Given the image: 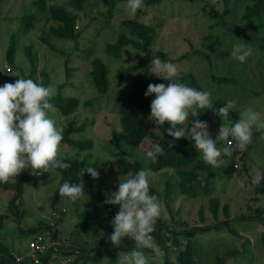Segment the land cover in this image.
<instances>
[{"label": "rangeland", "instance_id": "374dc122", "mask_svg": "<svg viewBox=\"0 0 264 264\" xmlns=\"http://www.w3.org/2000/svg\"><path fill=\"white\" fill-rule=\"evenodd\" d=\"M97 2L87 3L83 10L78 11L74 29L80 31V35L75 40H60L48 35L50 21L45 22L43 15L38 16L33 27L27 32H20L21 16L27 12L37 13L36 8L30 0L2 2L0 85L28 76L41 83L45 74L48 78L47 86H51L53 94L60 92L64 96L77 97L79 104L72 114H60L54 107L49 115L60 129H63L69 120H75L77 124L85 121L84 131L73 134V137L89 138L93 145L91 149L79 150L68 144H60L58 155L86 158L102 168L98 179L86 183L85 195L81 197L80 204L60 199L55 205L56 214L53 212L51 202L53 192L59 184V174L54 168H50L45 174H34L28 170L20 197L12 200L14 205H20H17V213L10 215L9 218L14 219L6 221L0 229V240L10 248L12 254L21 258L30 257L28 243L37 235L44 237L47 248L54 244L48 228L39 229L38 226L39 224L54 226L58 216L61 221L56 225L58 229L56 247L64 245L68 249L81 247L84 253L91 254L95 244L93 234L79 226L80 215L89 207L86 203L89 183L111 187L108 192L115 191L120 179L114 174L117 163L115 153L119 149H122L129 159H138L144 166L148 163L145 152L150 141L141 147H133L124 139L117 121L116 99L127 88L132 76L144 72L152 75L148 72L151 61L146 69L131 72L127 77L118 79L116 73L120 67L137 61L144 54L131 45L124 46L119 57L110 56L105 50V43L115 41L119 32L127 33L121 24L124 18L136 17L146 24L153 25L155 30L151 45L153 58L159 57L156 56L157 53L162 52L165 55L164 59L159 57L162 60L175 63L178 70L194 72L201 82L202 90L210 91L214 104L223 106L229 100L235 101L228 114L230 119L233 121L239 119L243 108L249 106L259 111L261 118L264 119V48L250 39L263 38L264 19L259 17L245 23L240 22L242 3L239 0H227L230 13L226 14H223L224 0H161L155 4H147L144 0L143 6L134 15L127 11L125 2H120L113 7L111 17H105L103 14L106 10L103 1ZM55 3L72 9L66 0H56ZM212 10L216 12V16L212 15L213 12H210ZM220 18H223V21L217 22ZM227 26L233 29L232 32ZM12 35L15 37L14 65L9 64L5 57ZM44 36H48L46 42L42 39ZM242 40L250 44L253 53L245 62L240 63L231 57V49L234 44L242 43ZM27 48L30 55H27L25 50ZM195 49L208 53L209 58L191 54ZM186 53L188 56H184ZM95 56L101 58L108 68L109 86L104 94H99L94 88L89 74L90 60ZM211 72L217 75H233L236 81L220 84L212 80ZM59 85L62 87L59 88ZM191 120L192 117H189V121ZM205 122L213 139L218 135L221 124L227 123L214 111L207 114ZM149 126L159 136L167 135L164 132L168 127L167 123L157 126L151 121ZM113 133L117 136L119 144L116 143ZM216 142L217 147H225V140L217 137ZM242 153L252 178L264 172V136L254 129L252 143L246 150L235 155L233 172H228L229 158L222 157L224 163L214 167L211 180L207 183L211 187L207 194L188 197L177 193L174 188L170 196L161 202L160 218L169 225L174 224L175 220L177 223L184 222L190 228L207 227L215 220L217 222L226 219L224 206L227 207L229 217L235 219L231 221V226L238 230L240 236L233 235L226 227L204 229L196 234L195 243L200 264H212L215 254H222L232 248L240 249L243 242H246L249 253L239 252L236 257H229L228 264H264V244L257 239L259 232L263 230L259 225L261 223L256 219L236 220L241 215H255L256 209H264V195L257 193L248 182V174L239 170ZM172 174L171 169L152 172L150 184L162 190ZM9 180L13 181V178ZM175 180L176 178L172 177L169 182L172 184ZM261 182H264V179ZM13 193V189H0V213L8 211ZM211 197L217 198L219 203L216 218L210 210ZM201 208L203 220L199 214ZM93 219L96 221L98 217H89L88 223L95 226L96 222H92ZM102 223L106 226L108 220L105 218ZM151 235L154 237L153 233ZM181 238L183 242L186 241L182 234ZM128 243L134 244L130 239ZM104 250L103 258L94 264H117L121 253L119 252L116 261L112 262L108 244L104 245ZM147 255L151 257L150 264H161L162 257L154 256L151 251L147 252ZM71 259L69 260L62 252L53 251L47 264H71ZM89 263L90 260L86 264ZM5 264H12L11 258H8Z\"/></svg>", "mask_w": 264, "mask_h": 264}, {"label": "trees", "instance_id": "16d2710c", "mask_svg": "<svg viewBox=\"0 0 264 264\" xmlns=\"http://www.w3.org/2000/svg\"><path fill=\"white\" fill-rule=\"evenodd\" d=\"M33 6L36 8V12H27L21 16V22L19 25L20 32H27L30 28L33 27L35 21L38 19L39 15H43L45 22L50 21L48 26V35H52L56 39L60 40H75L79 35L80 31H75L74 26L77 20L78 11L84 9L85 4L91 3L97 4L98 0H66L67 5L72 9H68L66 5L55 3L56 0H30ZM106 6L105 12L103 14L105 17H111V12L113 7L120 3L126 2V0H102ZM161 0H146L147 4H155ZM3 0H0V21H1V6ZM227 0H224V10L223 14L230 13L227 7ZM242 3V12L239 16V21L242 23L248 22L254 18L262 17L264 19V0H239ZM212 15L216 16V12L213 10ZM223 21V18H220L217 22ZM263 22V21H262ZM264 23V22H263ZM121 24L127 30V33L119 32L117 38L113 42L105 43L106 52L113 57H119L121 55V50L124 46L131 45L137 50L141 51L144 56L139 58L137 61L122 66L118 69L116 77L122 79L127 77L131 72H136L140 69H146L147 64L153 59V54L151 51V45L154 39V26L151 24H146L136 17L133 18H124L121 21ZM231 30L232 28L228 27ZM48 36L42 37L46 42ZM250 36L248 37V39ZM14 35H12L10 42L6 49V60L9 64L14 65V52H15V43ZM253 42L257 43L259 47L264 48V33L263 38L256 39L250 38ZM27 55H30L29 49H25ZM190 54V53H189ZM191 54L202 55L205 58H209V54L201 50L195 49ZM156 56L165 58L164 53L158 52ZM184 56H188L186 53ZM31 57V56H30ZM32 60V58H31ZM179 71V78L181 82L187 83L189 86L195 87L202 90V85L197 77V75L192 71ZM89 74L92 79L94 88L99 92V94H104L109 86L108 81V68L104 61L99 57H92L90 60V70ZM212 80L220 83L227 84L229 82H235L236 77L233 75H217L211 72ZM26 78L33 79L34 82L39 83L34 77L28 76ZM48 78L44 74V78L41 81V84L47 86ZM156 83H165L168 81L163 78L148 75L147 72L142 74H136L130 78L128 81L127 88L117 97V121L120 125L121 131L123 133L124 139L129 142L133 147L142 146L149 142L147 149L149 150L152 143H159L164 148V153L157 158L155 162L148 159L146 166L138 159H129L126 153L119 149L115 155L117 157L116 167L114 169V174H116L120 179H124L128 174H134L141 168H150L152 172L164 171L171 169L173 174L169 179L166 180L165 187L162 190L157 189L152 184L149 185L150 194H156L160 202H164L172 192L174 188L177 190V193L186 195L188 197H196L198 194L205 193L207 194L210 191V186L207 183L211 180L212 172L214 166L206 163L200 152L195 148L194 142L188 138H180L173 140L172 137L159 136L152 128H150L149 123L151 120L149 117L150 112V103L152 96L145 97L144 92L147 89L148 84ZM62 85H59L61 88ZM154 95V94H153ZM50 102L54 105L57 111L60 114L68 115L72 114L78 107L79 101L75 96H64L60 92L53 94L50 98ZM214 108L221 107L213 103ZM202 111L198 118L205 121L207 114L213 112L212 109H201ZM195 119V118H192ZM165 122L164 125H166ZM86 122L83 121L79 124L75 120H69L65 127L62 129L63 139L60 144H68L79 150L91 149L93 141L89 138H74L73 134L84 131ZM169 126V125H168ZM115 133H113L114 135ZM264 136V135H263ZM115 141L119 144L118 138L114 135ZM212 138V137H211ZM171 142V144L169 143ZM225 146H227L225 142ZM234 148V146H231ZM236 150L232 151L230 155H223L222 157L230 159V166L228 172L234 171L235 164V155ZM67 164V168H54L59 174V184L53 192L52 196V208L54 209V214L57 213L56 203L60 199H67L75 204H80V198L73 201L61 194H59L58 189L65 181L70 183H76L81 181L85 185L89 180H94L88 173H83L88 166L96 167L98 174L102 169L101 166L96 165L95 163L89 162L86 158H69V157H60ZM242 164L240 171H244L248 174V182L253 186L254 190L264 195V182L259 184L252 183V176L248 173L247 163L243 160V153L241 155ZM50 169V168H49ZM28 170H23L18 174L17 177H13V181H7L5 183H0V189L7 190L13 189L14 193L11 198V203L8 207V211L0 213V229L3 227L6 221L13 220L9 218L10 215H15L17 213V205L13 203V199L20 197L22 193V184L26 180ZM47 172H43L45 174ZM83 173V174H82ZM175 177L176 180L174 183H170L171 178ZM111 188V187H110ZM108 187H103L101 184L89 183L87 187V201L86 203L89 207H86L83 213L80 215L81 221L79 226L83 229L89 230L93 234L95 241L94 249L91 254L84 253L81 250V247L68 249L65 245L62 247H56L55 242L57 241L58 229L56 227L57 223L61 221V218L58 216L55 221L54 226L50 225H40L41 227L48 228L51 233V238L54 241V244L50 245L45 251L37 252L39 258L38 264H47L48 259L53 251L62 252L67 255L69 260L71 259V264H77L82 262L86 264L90 260L89 264H94L95 262L100 261L104 255V245H109V251H111V261H116L119 252L122 253L125 250H130L134 244H129L127 237L123 238L120 246L113 247L110 243L108 237L109 234L113 231L111 220L113 216L117 213V205H107L102 202L105 199L106 193L110 190ZM210 210L213 213L214 218L217 217L218 209V199L211 197L209 199ZM20 206V205H19ZM226 219L223 221H217L207 227H187L184 222L177 223L174 220V224H167L161 220L159 217L154 225L155 229L153 231L154 239L160 245L163 256L161 259V264H200L198 248L195 243V236L198 232H202L204 229L212 230L219 229V227H226L233 235L240 236L238 230L231 226V221L235 220L229 217L227 207L223 208ZM63 211V210H62ZM255 215H241L240 218L236 220H258L259 225L263 227V230L259 232L257 239L261 244H264V209H256ZM201 219L203 220V210H199ZM97 216L98 220H92L96 222V225H91L88 223L89 217ZM101 217V218H100ZM108 220V225L104 226L102 223L103 219ZM177 223V224H176ZM24 231H31V229H23ZM181 234L185 237V242L182 241ZM38 236V235H37ZM36 237V236H35ZM33 237V238H35ZM169 241V242H167ZM148 250L147 252H149ZM239 252L244 254L249 253L246 242L241 243L240 249L232 248L222 254H215L213 257L212 264H228V258L231 256L236 257ZM11 258L12 264H34L29 257H23L20 260H16V255L12 254L10 248L0 240V264H5V261Z\"/></svg>", "mask_w": 264, "mask_h": 264}, {"label": "clouds", "instance_id": "9594fccd", "mask_svg": "<svg viewBox=\"0 0 264 264\" xmlns=\"http://www.w3.org/2000/svg\"><path fill=\"white\" fill-rule=\"evenodd\" d=\"M143 4L144 0H126L125 8L134 15ZM252 53V47L244 41L234 44L231 49V57L240 63L245 62ZM148 72L168 81L167 84H148L144 96L153 97L148 118L157 126L167 122L169 126L164 132L173 140L191 139L206 163L218 167L224 163L223 155H230L237 149L246 150L252 143L254 129L264 135V119L259 111L245 107L239 114L240 118L233 121L228 114L235 101L229 100L218 109L214 108L210 91L181 82L175 63L154 57ZM52 95L50 85L34 82L31 78L19 77L14 82L0 85V183L17 177L26 169L35 174L47 172L49 168L68 167L58 155L63 139L62 129L49 115L54 110L50 102ZM201 109H212L227 121L221 124L215 139L211 138L207 123L198 118ZM189 117L195 119L189 121ZM217 137L234 144V148L217 147ZM163 153L164 148L159 143H152L145 152V158L155 162ZM83 173H88L94 179L99 176L93 166H88ZM262 174L264 172L257 174L252 183L259 184L264 179ZM151 175L150 168L128 174L126 178L118 180L115 191L106 193L102 202L119 205L111 220L113 231L108 237L112 246H120L125 237L134 242L130 250L120 254L117 264H150L148 250L154 256H163L160 245L151 235L162 211L159 197L149 192ZM58 192L73 201L85 195L81 181H65Z\"/></svg>", "mask_w": 264, "mask_h": 264}, {"label": "built area", "instance_id": "2783aa9c", "mask_svg": "<svg viewBox=\"0 0 264 264\" xmlns=\"http://www.w3.org/2000/svg\"><path fill=\"white\" fill-rule=\"evenodd\" d=\"M227 146H234V144H230L229 141H226ZM236 152H241L240 150H236ZM47 249V246L44 242V237L38 235L37 237L33 238L28 243V251H29V259L33 261L34 264L39 263V258L37 256V252H43ZM22 259L20 256H16V260Z\"/></svg>", "mask_w": 264, "mask_h": 264}]
</instances>
